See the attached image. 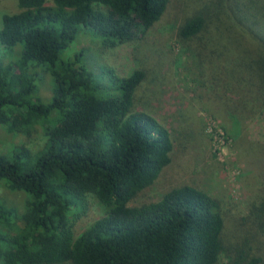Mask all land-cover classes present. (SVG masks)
I'll return each instance as SVG.
<instances>
[{
	"label": "trees",
	"instance_id": "obj_1",
	"mask_svg": "<svg viewBox=\"0 0 264 264\" xmlns=\"http://www.w3.org/2000/svg\"><path fill=\"white\" fill-rule=\"evenodd\" d=\"M241 1L226 0L235 13L229 16L264 47V26L252 19L258 0ZM170 2L17 0L19 11L2 14L0 131L40 132L45 141L35 151L17 142L0 151V181L23 199L19 209L0 198V264L263 263L251 246H227L221 205L198 187L177 185L155 201L129 205L170 163L171 134L133 110L142 69L124 76L109 66L95 71L86 47L73 49L85 32L105 48L139 39ZM215 7L205 2L185 18L180 41L200 52L207 47L208 12ZM244 66L253 98L264 99V63ZM47 72L51 95L43 99L37 86ZM251 162L264 184V159ZM90 196L101 215L75 235L73 223ZM255 216V236L264 241V205Z\"/></svg>",
	"mask_w": 264,
	"mask_h": 264
},
{
	"label": "rangeland",
	"instance_id": "obj_2",
	"mask_svg": "<svg viewBox=\"0 0 264 264\" xmlns=\"http://www.w3.org/2000/svg\"><path fill=\"white\" fill-rule=\"evenodd\" d=\"M205 2H214L217 7L208 12L204 40L209 45L200 52L180 41L177 29ZM225 2L171 0L160 19L139 39L105 48L96 35L85 32L71 45L74 50L86 47V60L95 71L109 66L124 76L142 69L145 76L134 93L133 110L150 114L171 134L170 163L129 205L155 201L177 185L198 187L221 205L227 246H251L263 259L259 264H264V241L256 238L252 221L264 205V184L251 162L264 159V99H254L246 85L249 78L244 79L246 61L253 62L255 70L264 63V47L259 36L234 26L231 17L234 19L235 13ZM17 11V0H0V21L3 13ZM252 16L264 26V0L253 6ZM261 30L264 37V27ZM41 75L37 94L47 99L51 76L48 72ZM44 141L40 132L12 136L0 131L2 152L14 142L35 151ZM0 198L21 209V194L8 192L2 181ZM100 215L98 202L90 196L87 211L73 223L75 235Z\"/></svg>",
	"mask_w": 264,
	"mask_h": 264
}]
</instances>
